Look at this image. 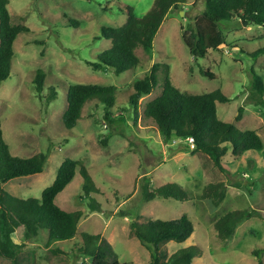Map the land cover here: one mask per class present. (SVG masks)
<instances>
[{
	"label": "rangeland",
	"instance_id": "374dc122",
	"mask_svg": "<svg viewBox=\"0 0 264 264\" xmlns=\"http://www.w3.org/2000/svg\"><path fill=\"white\" fill-rule=\"evenodd\" d=\"M154 2L9 0L12 22L29 31L18 35L11 75L0 86L3 137L15 156L27 158L40 152H49V156L42 173L13 179L2 188L18 198H40L55 180L63 160H81L98 188V193L92 194L98 209L90 208L91 198L83 192L79 171L56 203L69 211H83L78 233L99 234L119 261H150V251L132 234V222L173 220L185 214L193 222L194 232L183 243H167L168 254L197 246L202 255L192 264H258L253 251H259L264 261V94H252V83L253 73L264 81V53L253 55L264 49V27L237 18L221 22L218 26L225 44L195 61L182 39L181 27L202 14L205 0H186L182 8L169 11L155 36L153 52L136 50L140 59L136 68L121 74L111 68L95 70L98 56L111 46L102 38L101 28L123 25L126 5L142 16ZM154 64L161 65L158 84L151 94L138 100L136 119L135 105L130 103L133 82L148 74ZM165 65L172 84L181 92L200 95L221 90L229 97L227 103H216L218 118L242 131H256L262 150L239 157L227 152L223 162L230 172L225 175L204 153H182L185 143L165 141L156 124L142 116L146 104L162 91ZM200 68L214 73L215 78L201 75ZM37 70L45 73L43 99L34 85ZM73 84L113 86L115 102L107 109L112 122L105 118V104L92 100L84 106L76 127L67 129L62 116L67 107L66 90ZM51 88L57 91V98L48 102ZM145 181L152 187L175 182L190 193L189 200L156 198L146 202L141 187ZM217 182L226 183V195L215 207L199 196L205 186ZM233 210H255L258 214L240 223L233 238L223 242L214 224ZM21 239L22 232L16 233V242L21 243ZM47 242L46 233L26 239L20 258L25 264H90L73 250L75 240L59 246ZM57 247L67 255L56 252ZM9 263L0 257V264Z\"/></svg>",
	"mask_w": 264,
	"mask_h": 264
},
{
	"label": "trees",
	"instance_id": "16d2710c",
	"mask_svg": "<svg viewBox=\"0 0 264 264\" xmlns=\"http://www.w3.org/2000/svg\"><path fill=\"white\" fill-rule=\"evenodd\" d=\"M9 0H0V86L10 77L12 61L15 56L14 43L21 33L29 29L14 24L8 10ZM186 0H155L153 7L144 15L138 16L133 7L126 5V22L118 27L103 26L102 38L110 41L109 49L101 53L93 64L95 70L111 68L116 74L136 68L140 59L136 54L138 48L152 53L155 36L174 8H182ZM239 19L248 24L264 27V0H205V9L196 16L193 23L182 29V39L196 61L205 58L210 50L219 49L225 44V35L218 24L232 19ZM264 53L259 49L253 53L258 56ZM161 65L154 64L148 74L133 82L135 92L130 96L131 105H135L134 117L137 119L138 100L151 94L158 84V72ZM160 95L148 102L142 116L152 120L165 141L185 143L180 152L204 153L214 167L226 175L230 170L223 162V157L231 151L236 157L247 151H260L263 142L253 130L242 131L231 122H224L217 116L216 103L230 101L221 90L205 94L183 93L171 82L168 65H165ZM200 74L215 78L209 70L200 68ZM45 73L37 70L34 85L40 99H43ZM57 91L50 89L48 102L57 98ZM264 94V81L253 73L252 94ZM98 100L105 104V118L108 122L111 113L107 109L114 105V87L94 84H73L66 90L67 107L62 121L67 129L76 127L87 102ZM134 119V120H136ZM241 119V110L236 120ZM193 138L190 149L188 138ZM49 152L37 153L22 158L11 153L3 137L0 121V257L10 260L9 264H25L20 258L23 242L46 233L48 244L74 241L73 250L88 258L90 264H134L119 261L111 245L99 234L78 233V225L84 213L81 210L69 211L56 203L57 196L73 181L77 171L83 178L82 188L86 197L91 198L89 206L98 209L92 194L98 193L93 178L81 160L66 158L58 168L53 183L42 191L40 198H18L2 188V185L16 178L40 174L44 170ZM236 187L239 184H235ZM144 200L149 202L156 198L174 199L180 202L189 200L190 193L175 182H168L159 187H152L148 181L141 186ZM226 195V183H210L204 187L200 199L210 200L215 207ZM253 210H233L218 218L214 224L219 240L227 242L235 234L236 227L243 221L256 216ZM131 230L141 244L150 251L148 264H192L195 258L202 255L197 246H188L168 254L166 244L183 243L194 232V225L188 215L178 219H151L131 223ZM22 232L21 243L16 242V233ZM56 252L63 251L57 247ZM258 264H264L259 251H253Z\"/></svg>",
	"mask_w": 264,
	"mask_h": 264
},
{
	"label": "built area",
	"instance_id": "2783aa9c",
	"mask_svg": "<svg viewBox=\"0 0 264 264\" xmlns=\"http://www.w3.org/2000/svg\"><path fill=\"white\" fill-rule=\"evenodd\" d=\"M188 142H189V144L191 145V147H193V138H188Z\"/></svg>",
	"mask_w": 264,
	"mask_h": 264
}]
</instances>
